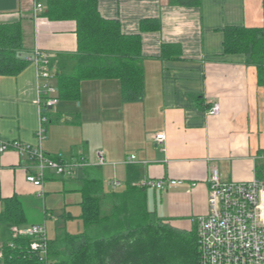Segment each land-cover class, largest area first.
I'll return each mask as SVG.
<instances>
[{
  "label": "crops",
  "instance_id": "crops-1",
  "mask_svg": "<svg viewBox=\"0 0 264 264\" xmlns=\"http://www.w3.org/2000/svg\"><path fill=\"white\" fill-rule=\"evenodd\" d=\"M40 3L45 10V0ZM97 8L104 20L118 22L122 34L140 38L142 99L122 103L117 80L83 81L79 102H59L50 111L43 150L91 164L101 152L106 164L91 167L106 178L105 192L124 190L128 180L132 187L143 179L164 181L163 191L144 189L153 218L179 231L195 230L193 219L208 211L213 169L222 181L264 178V87L242 55L223 54L222 33L227 27H262L264 0H199L195 7L177 0H97ZM33 9L34 0H0V24H21L24 55L35 48L53 59L74 53L75 23L49 21L44 10L34 19ZM143 21L155 29L141 31ZM168 45L179 57H161ZM37 98L33 64L16 76L0 77V145L36 144ZM213 102L220 105L217 117L206 114ZM129 156L137 162L123 164ZM26 166L15 150L0 152V212L3 201L18 199L23 226L53 223L52 242L68 233L69 210L80 207L84 174L91 167L77 169L72 178L46 172L39 189L26 181ZM112 181L120 187L112 189Z\"/></svg>",
  "mask_w": 264,
  "mask_h": 264
},
{
  "label": "trees",
  "instance_id": "trees-1",
  "mask_svg": "<svg viewBox=\"0 0 264 264\" xmlns=\"http://www.w3.org/2000/svg\"><path fill=\"white\" fill-rule=\"evenodd\" d=\"M177 2L186 7L199 4V0ZM42 15L53 22L75 23L76 51L59 53L52 62L59 102H79L83 81L108 79L119 82L122 103L141 101L139 36L124 35L117 21L104 20L97 0H45ZM152 26L143 21L140 29L150 31L155 29ZM222 33L223 54L242 55L246 65L255 67L258 86L264 87V24L260 28L227 27ZM174 56L179 57L178 49L162 47V58ZM28 64L20 22L0 24V77L16 76ZM131 184L128 180L124 190L105 192L95 169H86L79 205L83 232H60L48 242L50 264H198L195 230L179 231L154 219L144 189ZM25 224L20 201H3L0 264H40L29 252L30 239L11 235V228Z\"/></svg>",
  "mask_w": 264,
  "mask_h": 264
},
{
  "label": "built area",
  "instance_id": "built-area-1",
  "mask_svg": "<svg viewBox=\"0 0 264 264\" xmlns=\"http://www.w3.org/2000/svg\"><path fill=\"white\" fill-rule=\"evenodd\" d=\"M44 10L43 5L34 0L33 18ZM36 68L38 82V127L34 133L36 144L23 145L17 141L0 145V152L15 150L27 164L26 181L41 189L46 172L57 177L72 178L77 169L104 166L101 152L95 164L82 157H66L62 153L47 155L43 150L46 127L50 122V111L58 103L53 57L35 48L26 57ZM207 116L220 115V105L213 102L206 111ZM163 139V134L156 137ZM264 160V154L261 155ZM135 156L126 157L123 164L136 163ZM181 181H169L170 186ZM112 189L120 183L110 182ZM195 186V184H192ZM137 187L163 191L164 181L143 179ZM207 214L193 219L196 232L198 264H264V178H254L248 182H228L220 179L213 169L207 179ZM13 238H28L29 252L38 258L40 264H50L49 245L45 224L13 227ZM9 247L12 244L9 243ZM0 252V260H2Z\"/></svg>",
  "mask_w": 264,
  "mask_h": 264
},
{
  "label": "rangeland",
  "instance_id": "rangeland-1",
  "mask_svg": "<svg viewBox=\"0 0 264 264\" xmlns=\"http://www.w3.org/2000/svg\"><path fill=\"white\" fill-rule=\"evenodd\" d=\"M103 186H104V190L105 191L108 190V187L106 186V178L105 177L103 178ZM69 212H70V218H69L68 221H66V226H65L66 229H67V232L71 233L72 235L81 234L83 232V224H82V221H81V218H80L81 217L80 207L73 206L69 210ZM0 233H1V231H0ZM54 233H55L54 224L53 223L47 224V226H46L47 239L48 240L51 239L53 237ZM1 244H2V242L0 243V247H1Z\"/></svg>",
  "mask_w": 264,
  "mask_h": 264
}]
</instances>
